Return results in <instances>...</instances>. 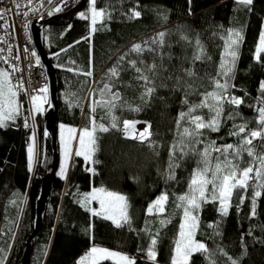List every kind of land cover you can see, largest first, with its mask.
<instances>
[{
    "label": "trees",
    "instance_id": "16d2710c",
    "mask_svg": "<svg viewBox=\"0 0 264 264\" xmlns=\"http://www.w3.org/2000/svg\"><path fill=\"white\" fill-rule=\"evenodd\" d=\"M75 6L43 26L44 48L55 66L59 83V126L80 132L85 127L91 128L94 119L109 131L96 132L98 150L92 163L73 154L63 177L58 175L61 168L58 139L59 160L43 226L32 241L25 264H73L92 246L125 252L133 257L135 264H170L183 216L182 209L176 207L177 197L188 192L200 159L195 152L203 151L211 141L217 147L238 144L241 137L230 135L237 126L246 125L247 131L260 130L257 109L264 106L261 103L264 52L257 58L256 48L264 29V0H252L247 6L238 0H96V9L106 10L107 15L97 19L94 32L90 0L74 9ZM133 8L141 13L139 17L129 18ZM82 12L89 19H82L79 15ZM230 29L239 31L242 39L236 47L232 72L225 77L218 73ZM160 32L166 33L163 47L152 44V38ZM184 36L187 41L181 38ZM196 40L210 59L193 62ZM138 43L145 51L131 52ZM149 47L155 51H148ZM121 56L125 58L117 65ZM130 60H136V66L153 80L156 91L151 97L142 95L146 84L138 79L140 74L130 66ZM153 63L157 65L155 75L147 71ZM0 64L8 71L1 58ZM113 66L118 67V76L108 74ZM189 68L195 76L189 77L182 71ZM87 72L92 75H85ZM215 80L222 84L227 81L229 87L224 95L240 98L243 103L236 106L225 101L219 131L201 130L203 143L185 140L187 155L181 158L180 151L176 152L174 163L178 166L171 170L175 178L168 179L169 151L179 139L177 117L188 109L182 101L187 93L189 104L200 103L205 93L216 90ZM105 84L111 85L112 92L119 93L115 101L118 107L112 110L95 103L110 99L107 92L101 95ZM17 100L22 105L21 115L0 127V261L3 264H22L26 242L34 228L35 201L43 178L52 170L54 156L51 138L44 136V111L35 118L39 154L29 169L27 149L33 135L30 122L25 121L29 107L18 96ZM135 108L140 110H130ZM193 115H201L205 121L210 118L208 108L198 109ZM113 117L116 128L112 127ZM126 120L138 121L136 132L151 125V136L142 142L126 135L122 130ZM25 122L28 127L24 126ZM184 127L191 124L182 121L181 129ZM252 146L258 155L264 153V139L257 137ZM217 155L212 152L213 157ZM249 160L245 153L240 159L241 168L247 167ZM96 187L122 193L127 198L128 223L121 222L122 226L117 227L112 220L94 215L89 210L95 209L94 204L84 206L85 194ZM255 190L249 187L246 192H234L227 215L220 212L218 201L202 203L197 213L199 227L195 240L204 243L208 252H193L189 264L211 261L264 264V189H258L261 196L256 198L253 216ZM163 193L168 196L165 211L149 213V205ZM240 196L244 197L243 203ZM161 220L170 223L161 225ZM153 237L157 239L155 261L147 256ZM99 264L115 262L102 260Z\"/></svg>",
    "mask_w": 264,
    "mask_h": 264
},
{
    "label": "snow or ice",
    "instance_id": "6c2138e0",
    "mask_svg": "<svg viewBox=\"0 0 264 264\" xmlns=\"http://www.w3.org/2000/svg\"><path fill=\"white\" fill-rule=\"evenodd\" d=\"M31 4V0H28ZM239 4L250 5L252 0H238ZM96 0H90V19L92 28L91 31H96V23L98 18H103L107 15L106 10L100 9L97 10L95 7ZM21 5L16 3V8L19 9ZM56 12L62 11V8L56 6L54 9ZM8 11H11L9 9ZM3 9H0V19H3ZM19 14V13H18ZM24 16H27L28 13H22ZM52 10H49L48 15H52ZM82 19H89V15L82 12L79 14ZM141 13L136 11L134 8L130 12L129 18L139 17ZM165 32H160L156 37L152 38V44L163 47L165 45ZM233 36L235 39H233ZM185 41L188 40L186 36L181 37ZM2 39V38H0ZM239 31L230 29L228 30L227 39L225 40V51L223 53V58L220 63V73L218 75H223L228 77L232 72V67L234 66L237 52L235 50L238 47L240 40ZM147 44V42H145ZM196 51L192 56L193 62L196 60L210 59L206 57L204 53L203 46L200 44L199 40H196ZM148 51H155L154 48H147ZM131 52L140 54L145 51V47L142 44H134L130 49ZM261 52H264V32L261 33L259 38V45L256 48L257 58ZM33 56H36L35 52H32ZM58 55V54H56ZM125 57L121 56L117 65ZM170 58V57H169ZM163 59V56H161ZM231 61V63L229 62ZM36 63L39 64V57L36 59ZM143 63V61H141ZM129 64L135 69V71L140 74L138 79L144 81L146 84L145 92L143 96L151 97L156 91L155 84L148 75L143 74V70L140 67H137L136 60H130ZM162 66V65H161ZM157 65L153 63L147 67V71L151 72L153 75L156 74ZM13 71H15V66H13ZM182 71L189 77L195 76V73L189 69H183ZM108 74L111 77L119 75V70L117 66H113L108 69ZM85 75L91 76V72L85 73ZM179 84V78L177 79ZM215 89L213 92H208L203 95V99L198 104H189L187 99V93L185 99L182 101L185 105H188L187 111H181L178 114L176 125L178 130V141L175 142L169 151V170L170 174L168 179H174L173 170L176 166L174 163V158L176 157V152L179 150L181 153V158L184 155H187L184 152V142L188 140L190 142L194 141L195 143H203L201 137L203 135V129H211L212 131H219L220 127V117L223 112V104L226 101L231 105L239 106L243 103L240 98L237 97H228L224 93L227 91L229 84L227 81L225 83H220L219 80H215ZM151 85V86H147ZM163 86V85H161ZM261 91L264 92V82L261 83ZM39 92H47V87L40 89ZM101 95L103 96L107 92L110 96L108 100H100L95 103L100 106H106L109 110H112L118 105L115 103L119 99L118 92H112L111 85L105 84L104 88L100 90ZM18 90L11 82L10 73L4 69H0V127L7 126L8 121L15 120L18 116L21 115V107L17 100ZM30 101L32 103L31 112H42L44 109L42 107L43 103L47 102L46 96L41 95H32L30 96ZM264 104V100L261 101ZM208 108L210 118L205 121L204 117L201 115H193V113L198 109ZM132 111H139V108L130 109ZM259 118L258 123L260 125V130L247 131L246 125L237 126V130L230 133V135L241 137L238 144H226L221 147H217L215 141L209 142L204 148L203 151L195 152L196 155H199L200 159L197 162V168L194 169L191 180L188 185V192L184 195L177 197L179 203L176 207L182 209L183 216L181 218V223L179 225V230L177 238L174 241L173 255L171 257L170 264H189V258L193 252L207 253L208 249L204 243L195 240V231L199 227V217L197 214L202 203L218 201L220 204V212L223 215H227L228 207L230 206V201L234 192H246L249 187L257 189L253 192L252 195V215L254 216L256 208V198L261 196V191L258 189H264V153L257 154L255 148L252 146L253 140L257 137L264 139V106L257 109ZM92 112H95V107H92ZM27 118L25 117V121ZM187 120L191 127H184L181 129V122ZM138 121H123V131L126 135H130L132 138H138L142 142L146 141L150 136L151 132L149 129L151 125H147L144 131L137 133L135 129V124ZM92 127H85L80 130L78 137L79 147L75 151L76 156H83L86 161L90 160L95 152L98 150L97 136L96 132H107L109 129L103 124L97 125L95 120L91 121ZM25 127H28L27 122H25ZM61 145H62V154L64 160L70 157L72 149L70 146V141L76 139L72 134L76 132L73 128H68L67 131L69 136L65 138L64 136V125H61ZM112 127L116 128V118L113 117ZM47 134V133H46ZM32 142L28 145V167L31 170L33 165V160L38 156L37 145L35 141V136L31 138ZM151 146V145H150ZM215 151L219 153L216 157L212 156V152ZM250 158L247 167L241 168L240 159L244 154ZM223 157V159H221ZM215 160V163H213ZM89 171H94V169H88ZM66 173V164L62 162L60 171L58 175L64 176ZM250 181L254 183L250 184ZM211 185V191H208V186ZM98 201L100 204V210L89 209L93 212L94 215L103 216L105 219L112 220L117 227H121L122 223H128V204L127 198L119 193L111 192L105 188H93L90 193H86L84 196L83 204L87 207L91 201ZM244 197L240 196V201L243 203ZM168 201L167 193L161 194L152 204L149 205L148 211L152 213L155 209L157 212H163L164 205ZM15 203V201H12ZM161 225L170 223V221L161 220ZM157 244V239L153 237L151 239L150 246L147 250V256L149 260H156V250L155 246ZM2 251V250H0ZM102 260H113L115 264H135L133 258L115 251H110L107 248H101L93 246L91 247L84 255H82L77 264H99ZM0 264H3L0 261ZM210 264H215L214 261H211ZM232 264H237L236 261H232Z\"/></svg>",
    "mask_w": 264,
    "mask_h": 264
},
{
    "label": "built area",
    "instance_id": "2783aa9c",
    "mask_svg": "<svg viewBox=\"0 0 264 264\" xmlns=\"http://www.w3.org/2000/svg\"><path fill=\"white\" fill-rule=\"evenodd\" d=\"M80 0H0L3 19H0V58L8 68L13 85L18 90V97L23 102H31L30 96L41 95L49 99L46 69L34 47L31 36V23L42 25V22L53 15L65 12ZM16 3L21 7L16 8ZM56 6L62 11L56 12ZM11 9V11H8ZM49 10L53 14L48 15ZM27 12L24 16L22 13ZM19 13V14H18ZM36 53V56L32 55ZM39 57L40 63H36ZM15 66V71H13ZM47 87V92L40 89Z\"/></svg>",
    "mask_w": 264,
    "mask_h": 264
},
{
    "label": "water",
    "instance_id": "95a60500",
    "mask_svg": "<svg viewBox=\"0 0 264 264\" xmlns=\"http://www.w3.org/2000/svg\"><path fill=\"white\" fill-rule=\"evenodd\" d=\"M85 1L86 0H80V2L74 7V9L80 7ZM55 16H52L44 20L42 22V25H37L35 22H32L30 29L34 47L41 59L43 66L46 69L49 99L47 103L48 105L47 110L43 116V130H44V136L45 137L50 136L51 138L54 156H53L52 170L49 174H47L43 178L39 195L35 201L34 228L27 239L26 248L22 258V264H25L26 262L28 253L32 246V241L38 236V234L42 229L47 202L51 193V185L59 160V153L57 146L59 115H60L59 83H58L55 66L52 63L48 53L44 48V36H43V26Z\"/></svg>",
    "mask_w": 264,
    "mask_h": 264
},
{
    "label": "rangeland",
    "instance_id": "374dc122",
    "mask_svg": "<svg viewBox=\"0 0 264 264\" xmlns=\"http://www.w3.org/2000/svg\"><path fill=\"white\" fill-rule=\"evenodd\" d=\"M56 15H58V14H56ZM53 16H55V15H53ZM263 32H264V29H263ZM234 39V38H233ZM235 50H236V48H235ZM230 63H231V61H229ZM0 68H2L3 69V67H1V64H0ZM47 105V103H43L42 104V107H43V111L42 112H39V113H36V112H31V114H29V112H30V110L32 109V103L31 102H29L28 103V107H29V110H28V121L30 122V125H31V127H30V130H31V132L33 133V135L35 134V131H36V127H35V118H36V116L38 115V114H43V112L45 111L46 112V110H47V107H45ZM61 126V125H60ZM58 127V139H59V141H60V165L62 164V162L63 163H65L66 164V167L68 166V164H69V162L71 161L70 159H71V156L73 155V154H75V151L77 150V148L79 147V143H78V137H79V134H80V132H79V130L77 131L76 130V132L75 133H73L72 135L73 136H75L76 137V139H73V140H71L70 141V146H71V149H72V153H71V155H70V157L67 159V161H65L64 160V156H63V154H62V145H61V127ZM65 126V128H64V136H65V138H67L68 136H69V133H68V131H67V129L68 128H71V127H69V126H66V125H64ZM137 132L139 133V132H142V131H140L139 129L137 130ZM33 135H32V137H33ZM35 136V135H34ZM81 157H83V156H81ZM84 158V157H83ZM92 161H93V156H92V158L90 159V160H88L87 162H91L92 163ZM96 188H101V187H96ZM107 190V189H106ZM108 191H111V190H108ZM111 192H115V191H111ZM115 193H119V192H115ZM119 194H121V195H123L122 193H119ZM124 196V195H123ZM90 204H94V206H95V210H97V211H99L100 210V204H99V202L98 201H95V200H93V201H91V203ZM166 205V204H165ZM165 205H164V210H163V212L165 211ZM153 212H155V213H163V212H157L155 209L153 210ZM195 214H197V213H195ZM195 238V237H194ZM104 248H106V247H104ZM110 249V248H109ZM111 251L112 250H116V249H110ZM116 252H121V251H119V250H116ZM121 253H123V252H121ZM124 254V253H123ZM128 256V255H127Z\"/></svg>",
    "mask_w": 264,
    "mask_h": 264
},
{
    "label": "crops",
    "instance_id": "0c3cea01",
    "mask_svg": "<svg viewBox=\"0 0 264 264\" xmlns=\"http://www.w3.org/2000/svg\"><path fill=\"white\" fill-rule=\"evenodd\" d=\"M1 67H2V66H1ZM0 69H2V68H0ZM3 69H4V68H3ZM4 70H5V69H4ZM92 247H93V246H92ZM96 247H101V246H96ZM101 248H104V247H101ZM107 249H109V248H107ZM109 250H110V249H109ZM110 251H111V250H110ZM112 251H115V252H116V250H112ZM121 252H122V251H121ZM121 252H119V253H121ZM123 253H124L125 255H128V254H126L125 252H123ZM123 253H122V254H123ZM84 254H85V253H84ZM84 254H83V255H84ZM81 256H82V255H81ZM81 256H80V257H81ZM80 257H78V259H76V261H75L73 264H77V262H78V260H79ZM129 257H130V256H129ZM131 258H133V257H131ZM112 261H113V260H112ZM114 262H115V261H114Z\"/></svg>",
    "mask_w": 264,
    "mask_h": 264
}]
</instances>
